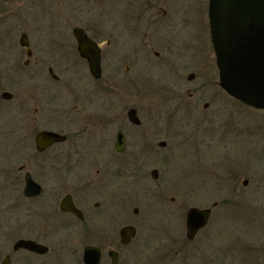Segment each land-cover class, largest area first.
<instances>
[{
    "label": "flooded vegetation",
    "instance_id": "obj_1",
    "mask_svg": "<svg viewBox=\"0 0 264 264\" xmlns=\"http://www.w3.org/2000/svg\"><path fill=\"white\" fill-rule=\"evenodd\" d=\"M179 1L37 0L58 15L38 20L28 16L32 0H0V264H188L186 248L217 211L254 230L216 247L205 236L200 264H264V168L249 161L264 145L242 128L239 100L216 114L239 116L235 129L229 120L213 137L216 148L239 150L228 197L199 207L159 194L149 209L157 196L134 190L171 171L186 142L178 108L200 103V84L189 87L200 80V1ZM17 8L23 16L11 17ZM192 207L211 213L189 239ZM157 246H166L160 256Z\"/></svg>",
    "mask_w": 264,
    "mask_h": 264
},
{
    "label": "rangeland",
    "instance_id": "obj_2",
    "mask_svg": "<svg viewBox=\"0 0 264 264\" xmlns=\"http://www.w3.org/2000/svg\"><path fill=\"white\" fill-rule=\"evenodd\" d=\"M183 1H185V3L200 1V10H197L200 13V30L198 32V36L200 37V80L193 82L189 86L194 88L200 84V103L195 104V101H190L185 106L183 105L184 110L183 106L182 109L180 107L178 108L177 113L187 114L186 119L181 118L179 121V124L183 125V122L186 120L185 123L187 124V128H184L183 132V137H186V142L177 153L173 154L171 171L167 172V175H165L163 179H160L159 182L150 185L152 189H143L142 191H139L137 188H134V190L135 192H139V194H151L155 196L162 194L164 197H189L190 205L201 207L210 206L216 199L226 198L231 193L232 186L225 180L228 170L227 167L229 161H231L232 157L239 150L235 145H232L230 147L228 146L229 150L227 152L222 151V149L216 148V141H213V137L215 131L228 129L229 120L232 129H235V124L239 120V116L238 118H236L237 116H234V114L230 116L231 112L229 111L228 115L225 113L224 116L216 119L217 113L218 115H223L224 113L220 110L221 108H224L221 107L222 104H226L228 108H231L229 105H234L235 102L231 99L232 97L224 92L219 84V72L210 38L207 10L208 0ZM32 2H29V18L38 20H41L42 18H57L58 15L54 11L51 10L50 13H48V11L46 13V10L39 8L37 0H32ZM181 11L182 14H186L183 10ZM191 11L190 13H192ZM0 12H3V10L0 9ZM12 12L11 17L13 18H21L23 16L20 8H17ZM189 19L191 18L189 17ZM196 19L197 18L195 17L194 20ZM193 30V28L192 30L189 28L188 31ZM188 50H190V48ZM156 77L159 78L160 75H157ZM151 96L152 95L149 94L147 98ZM164 97H166V94L162 97L157 96V100H160L158 102V109H164L166 106L165 103L168 99L167 97ZM210 101V106L205 108V103ZM177 107H172V105L171 107L169 106L172 111ZM236 107L238 109L237 114L241 115L242 120L247 121V125L242 128L252 134L253 139L257 141L258 148H260L261 145H264V110L249 108L242 104L237 105ZM181 139L179 140V143H181ZM254 150L259 151L258 149H253V151ZM249 161L254 168H264V155L260 158L253 156ZM0 188L2 189V193H4L5 186ZM147 198L146 200L148 202L146 201V203L148 204L149 209H159V204H161L160 197ZM142 203L143 201H141V204ZM152 203H156V205L153 206L151 205ZM237 215L238 213L235 212V222H233V217H229L231 220L226 222L227 218L222 217L221 213L217 211L210 227L205 230L204 233L198 235L195 243L189 244L186 248L185 256L187 257V263L200 264V241L206 239L205 236L210 238L207 237L208 242L207 240H203L202 242L211 243L216 247L227 242H232L234 238L233 234L237 231L238 232L235 235L236 238L246 237L241 229L248 231L254 230V226L245 224L248 222L246 216L242 217V223L245 224L242 227V224L236 220ZM155 224L157 225V223L153 222V225ZM164 242L165 240H163V243ZM157 247L156 256H160V253L163 251L161 249L166 246ZM146 248L147 247H142L138 251H144ZM206 249L208 250L206 252L208 257L211 250L209 248ZM151 250L153 251V249ZM142 257L143 256L139 255L136 258L141 260Z\"/></svg>",
    "mask_w": 264,
    "mask_h": 264
},
{
    "label": "water",
    "instance_id": "obj_3",
    "mask_svg": "<svg viewBox=\"0 0 264 264\" xmlns=\"http://www.w3.org/2000/svg\"><path fill=\"white\" fill-rule=\"evenodd\" d=\"M209 19L221 86L244 103L264 109V0H210ZM80 49L86 56V46ZM62 208L81 216L69 202ZM210 213V208L189 209V239L206 226Z\"/></svg>",
    "mask_w": 264,
    "mask_h": 264
}]
</instances>
